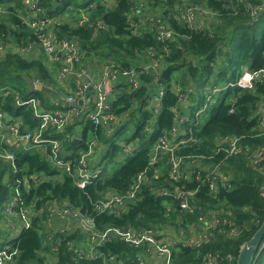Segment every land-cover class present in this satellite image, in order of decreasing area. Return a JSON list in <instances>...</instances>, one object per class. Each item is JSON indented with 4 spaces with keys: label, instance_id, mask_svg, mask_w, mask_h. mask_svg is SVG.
Masks as SVG:
<instances>
[{
    "label": "trees",
    "instance_id": "1",
    "mask_svg": "<svg viewBox=\"0 0 264 264\" xmlns=\"http://www.w3.org/2000/svg\"><path fill=\"white\" fill-rule=\"evenodd\" d=\"M105 1L83 0L73 11L84 9V18L73 14L70 21L58 17L55 10L60 5L70 6L71 0H41V5L44 13L53 19L51 28L58 36L78 41L82 51L81 65L87 67L110 59L127 68L140 61V53L146 48L163 51V44L156 40L153 31L147 27L134 30L128 22L135 1L142 3L149 12H158L175 32L174 37L166 42L169 51H163L160 78L165 86L164 94L155 112L153 97L157 95V83L153 75H141L138 87L127 81H117L112 86L111 108L115 115L112 125L95 127L88 120L77 119L61 131H46V138L61 142L62 152L67 158L77 157L87 150L88 132L96 135L101 145L94 147L92 155L100 154L95 166L100 167V173L84 187L76 185L72 176L49 162L47 146L20 142L10 144L0 139V154L6 151L13 153L12 160L0 156V216L16 180L23 178L30 182L27 188L22 186L26 203L35 202L34 208L43 206L44 209L40 217L32 218L30 227L21 229L11 239L18 252L12 261L4 264H47L43 255L47 249L42 243L41 230L47 217V206L53 199L67 201L75 208L85 206V212L95 218L100 229L109 226L186 229V225L195 220V214L179 209L172 196L154 192L157 188L173 186L198 188L195 195L202 209H218L237 229L231 234V226L219 225L209 240L200 246H178L172 252L170 264H199L206 252H218L221 257L228 253L237 256L242 245L264 220L261 189L264 184V128L255 105L258 99L264 98V85L256 83L253 89L224 85L235 82L244 65L251 69L264 67V9L253 20L246 7L247 3L255 5L264 0H187L215 12L214 19L203 30L192 28L178 19L177 6L183 5L181 0H110V4ZM147 1H151L152 7L146 6ZM0 7L4 10L0 13V43L6 46L0 53V111L9 121L19 119L21 131L24 128L34 130L38 119L32 106L16 101L35 97L43 109L52 110L57 105L49 98V93L30 90L24 76H30L51 91L63 95L64 88L56 78L58 64L45 60L42 50L30 53L15 50L16 46L35 40L33 31L22 19L26 14L23 0H0ZM98 23L105 27H99ZM65 82L74 88L71 81ZM214 85L224 86L222 96L217 101L213 98L204 107L205 89ZM180 92L187 95L185 106L179 101ZM196 93L200 95L198 99ZM184 113L188 120L179 125L181 133L178 137H183L185 142L177 153L198 157L202 166L218 164L220 171L230 177V185L219 187L215 194L208 193L204 183L170 178L167 154H163L158 163L149 164L150 151L156 139L164 132L169 133L177 114ZM83 122L84 128L78 135L75 127ZM125 125L132 128L131 133L120 139ZM224 136L239 138L238 154L224 156L223 152H216L218 141ZM75 137H80V140L74 144ZM126 142L135 145L133 151L123 149L122 144ZM257 149L263 152L260 168L254 166L250 158ZM118 162L120 165L110 172L109 168ZM143 169H146V176L137 198L128 201L120 214L97 213L93 209V202L109 192H125L135 175ZM168 204L174 209L166 215ZM81 237L82 234L76 231L66 236L67 239ZM263 240L264 234L260 244ZM61 249L59 262L64 264L66 256L62 251L65 248ZM137 250L139 248L129 246L117 237L100 247L103 253L117 256L134 254ZM225 261L221 258L217 264H225ZM253 264H264V246Z\"/></svg>",
    "mask_w": 264,
    "mask_h": 264
},
{
    "label": "built area",
    "instance_id": "2",
    "mask_svg": "<svg viewBox=\"0 0 264 264\" xmlns=\"http://www.w3.org/2000/svg\"><path fill=\"white\" fill-rule=\"evenodd\" d=\"M26 14L22 17L23 22L33 31L35 40L26 44L16 46L19 53H30L42 50L49 63H57L56 78L60 82H72L74 88L69 87L64 102L57 104V108L49 110L41 107L40 100L32 97L26 101L16 102L18 104L29 103L32 106L34 116L38 119V125L34 130L24 128L21 131V123L18 120L9 121L5 113L0 111V126L8 132L5 135L0 132V139L10 144L18 142L33 146H47L46 156L61 172H66L73 177L79 187L92 181L100 173V167L93 168L88 163V158L93 154L94 147L99 144L96 135L88 137V148L80 152L79 156L67 158L62 152L61 142L58 139L46 138L44 134L48 129L63 130L68 124L77 119L90 121L95 127H109L115 121V115L111 108V90L108 84L117 82L120 78L133 87L140 85L141 75H153L157 83V95L153 97L156 106L164 94L165 86L161 83L160 72L162 68L163 51L168 52L166 42L174 37L175 32L164 22L157 13H149L142 3L135 1L132 5L128 22L134 30H141L143 27L153 31L157 41L161 42L162 50L154 47L146 48L140 53V61L130 67L116 65L110 59L96 64L99 71L96 77L94 71L87 66L81 65L82 51L75 38L60 37L51 28L53 19L44 13V6L41 0H23ZM183 5L177 6L179 10L178 19L186 22L190 27L203 30L211 22L215 12L202 6L190 4L187 0H181ZM243 2V0H238ZM249 15L253 20L259 16L260 10L264 9V1L251 5L246 4ZM165 8V6H163ZM0 7V13L3 12ZM81 21V20H80ZM99 27H105L98 23ZM1 42V38H0ZM5 45L0 43V52H3ZM70 80V81H69ZM38 82L37 80H35ZM256 83L264 85V67L251 69L244 65L242 72L235 82H229L224 86H239L244 89H253ZM223 86V87H224ZM222 86H209L204 92V107L214 97L213 93L221 91ZM179 101L183 106L187 103V95L179 93ZM82 100V104L67 105L68 102ZM257 113L260 117L261 126L264 128V98L258 99L255 103ZM85 106V107H84ZM203 110V109H201ZM188 120L187 114H177L175 125L169 133L160 135L151 148L149 164L158 163L163 154H167L168 175L173 180L190 179L207 185L208 193L215 194L219 187L226 188L230 185V177L214 166H202L196 156L178 154L179 146L185 142L183 137H178L181 131L179 125ZM14 138V140H13ZM96 140H98L97 143ZM239 138L236 136H224L219 139L216 152H223L224 156L235 155L240 152L238 145ZM126 152L134 150L132 142L122 144ZM0 156L6 159H13V153L4 152ZM251 163L259 166L263 159V152L255 150L251 156ZM260 168V166H259ZM146 169L139 171L128 188L123 193L109 192L102 198L93 202V209L97 213L120 214L126 207L128 201L137 198L138 192L144 182ZM35 177H32L34 180ZM29 179L16 180L9 199L5 202L2 215L0 216V264L12 261L18 250L13 246L10 233L19 232L32 224L33 217H40L43 206L34 208L35 202L27 204L22 195V186H29ZM264 199V184L261 187ZM198 188L186 189L183 187L157 188L154 192L161 196H172L177 202L179 209L190 214H195V220L186 225V229L179 227L172 229L170 226L161 227H134V226H109L104 229L97 227L93 216L80 213V208H75L67 201L59 202L53 199L47 206L48 213L41 230L42 243L46 247L47 260L49 264H60L61 248L65 257L64 264H170L172 249L175 246H195L209 240L214 230L219 225L228 224L231 226L230 233L233 234L237 226L232 221L220 214L217 209L203 210L202 205L197 202L196 192ZM174 207L166 206V215ZM55 218L70 220V223L63 225L54 224ZM72 221V222H71ZM19 222V228L18 224ZM80 232V239H67L70 232ZM117 237L129 246L139 248L134 254L117 256L105 254L100 247L107 241ZM224 258L225 264H235L237 256L231 253L224 257L218 252H206L199 264H217ZM46 260V261H47Z\"/></svg>",
    "mask_w": 264,
    "mask_h": 264
},
{
    "label": "water",
    "instance_id": "3",
    "mask_svg": "<svg viewBox=\"0 0 264 264\" xmlns=\"http://www.w3.org/2000/svg\"><path fill=\"white\" fill-rule=\"evenodd\" d=\"M24 79L26 80L28 87L30 90H42L47 93L50 92V88L41 84L40 82L34 81L30 76H24ZM67 105H74V104H82V100L78 99L74 102H68ZM78 140H80V137H75L73 140V143L75 144ZM80 213H85V206H82L80 208ZM264 234V220L259 226V228L254 232L252 237L247 240L241 247L237 258H236V264H253L254 261L257 259L260 251L262 250L264 246V240L260 244V240Z\"/></svg>",
    "mask_w": 264,
    "mask_h": 264
},
{
    "label": "rangeland",
    "instance_id": "4",
    "mask_svg": "<svg viewBox=\"0 0 264 264\" xmlns=\"http://www.w3.org/2000/svg\"><path fill=\"white\" fill-rule=\"evenodd\" d=\"M83 0H71V4H70V6H65V7H62V5H60L55 11L57 12L56 14H58V17H60V18H63V19H69V21L72 19V15L73 14H76L77 16H81V17H83L84 16V13H85V11H84V9H79V11H73V9H74V7H76V5H78V4H80L81 2H82ZM94 1V0H93ZM109 1V2H108ZM106 3H108V4H110L111 2H110V0H106L105 1ZM138 2V1H137ZM152 5V3H151V1H147L146 2V6H148L149 8L150 7H152L151 6ZM79 12V13H78ZM149 12V11H148ZM149 13H152V12H149ZM158 13V12H157ZM84 18V17H83ZM214 19V16H213V18H211V20H213ZM145 27H143V29H144ZM81 48V47H80ZM39 51V50H38ZM35 52H37V51H35ZM34 52V53H35ZM36 55V54H35ZM45 60H47L46 59V57H45ZM222 60H224V57L222 56ZM48 63V62H47ZM61 84L63 85V87H66L67 86V83L66 82H61ZM58 91H62L61 89H58ZM66 95H67V93H66ZM199 94L198 93H196V99H198L199 98ZM221 96H222V91H216V92H214L213 93V95H212V97H214V101H217V100H219L220 98H221ZM84 125L85 124H82V123H80V124H78L76 127H75V132L78 134V135H81V132H82V130H83V128H84ZM131 130H132V128L131 127H128V125H125L124 127H123V131L121 132V134H120V139H122V138H125V137H127V136H129V134L131 133ZM88 136L89 137H91L92 135H91V132H88ZM98 142V140H96V142L95 143H97ZM101 145V143H99V144H97V147H99ZM120 165V162H118V163H114V165H113V167L112 168H109V171L111 172V171H113L115 168H117L118 166ZM17 224H18V228H19V222H17ZM19 232L17 231V232H14V231H12L11 233H10V235L13 237V236H15V235H17ZM177 247L178 246H175L173 249H172V252H173V250L174 249H177ZM46 258H47V254H46V252L43 254ZM50 262H49V260H47V264H49Z\"/></svg>",
    "mask_w": 264,
    "mask_h": 264
},
{
    "label": "crops",
    "instance_id": "5",
    "mask_svg": "<svg viewBox=\"0 0 264 264\" xmlns=\"http://www.w3.org/2000/svg\"><path fill=\"white\" fill-rule=\"evenodd\" d=\"M94 65H96V64H94ZM94 65L93 66H89L90 69H92L94 67ZM92 70L94 71V74L97 77L99 71L96 68L95 69H92ZM118 81L122 82V81H126V79L125 78H120ZM115 84L116 83H114V82H111V83L108 84V87L111 90V92H113L112 86L115 85ZM63 88H64V91H65V94H63V95H59V94H57V92L51 91V88H50L49 98L56 105L57 104H60V103H65L64 102V98H65V95H66V90H68L69 87L66 86V87H63ZM112 97H113V93L111 94L110 98L112 99ZM16 120H19V119H16ZM82 124H85V122H83ZM0 132L3 133V134H5V135H8V132L5 129H3L1 126H0ZM13 140H14V138H13ZM99 160H100V154L98 152H96L94 155H92V156H90L88 158V163H89V165L91 167L96 168L95 166L98 164ZM263 173H264V171H263ZM66 223H70V220H68L67 218L66 219H64V218H55V220H54V224H56L57 226L58 225H63V224H66Z\"/></svg>",
    "mask_w": 264,
    "mask_h": 264
}]
</instances>
